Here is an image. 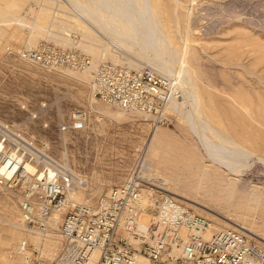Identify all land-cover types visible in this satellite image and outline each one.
<instances>
[{
  "label": "rangeland",
  "instance_id": "rangeland-1",
  "mask_svg": "<svg viewBox=\"0 0 264 264\" xmlns=\"http://www.w3.org/2000/svg\"><path fill=\"white\" fill-rule=\"evenodd\" d=\"M148 3L166 30L171 66L164 81L174 97L169 105L174 112L157 128L94 96L89 68L77 65L81 57L92 64L104 59L150 65L132 52L117 57L88 17L93 11L91 17L123 23L126 15L118 5L135 13L138 0H0V141L35 168L51 164L83 176L81 197L78 191L70 195L75 201L93 205L111 185L135 178L148 193L157 190L186 202L213 229L232 227L264 246V0ZM22 49L47 59L23 58ZM143 51L141 58L148 53ZM77 108L85 112L83 127L61 129ZM193 119L202 124L201 133ZM154 132L166 140L147 153ZM208 141L225 163L245 162L239 164L241 176H228L244 182L243 190L237 184L226 189L230 179L207 158ZM233 150L253 159L246 162ZM158 181L164 190L152 186ZM222 197L236 201L229 205ZM19 218L16 194L0 183V264L19 263L15 245L29 238Z\"/></svg>",
  "mask_w": 264,
  "mask_h": 264
},
{
  "label": "built area",
  "instance_id": "built-area-1",
  "mask_svg": "<svg viewBox=\"0 0 264 264\" xmlns=\"http://www.w3.org/2000/svg\"><path fill=\"white\" fill-rule=\"evenodd\" d=\"M20 54L47 59L32 49ZM77 65L89 68L94 96L136 112L153 127L174 112L164 75L148 64H92L81 57ZM84 118L82 109H73L60 128L79 130ZM0 162V183L16 194L20 227L38 239L18 240L21 264H264L263 245L232 227L213 229L208 217L167 193L155 190L142 201L135 178L111 185L89 205L70 196L85 187L79 173L51 164L27 170L4 146Z\"/></svg>",
  "mask_w": 264,
  "mask_h": 264
},
{
  "label": "bare ground",
  "instance_id": "bare-ground-1",
  "mask_svg": "<svg viewBox=\"0 0 264 264\" xmlns=\"http://www.w3.org/2000/svg\"><path fill=\"white\" fill-rule=\"evenodd\" d=\"M119 4H121V3H119ZM76 6H77L78 9L81 10V7L80 6H82V5H78L76 3ZM87 6H88V4H87ZM142 6H144V8H142ZM82 8H83V6H82ZM94 10H96V9H94ZM118 10H119V13H121V11H122V13L124 14V16L126 15L125 16L126 18L124 19V22L123 23L125 24L127 30L124 28L125 27L124 24L123 23H120L117 19L104 18V17H100V16H98L100 18H98L97 16H96V18L93 17L96 14H94L91 17L90 16V13H93V11L88 12L89 13V16L88 17H89V20H90V24L92 25V27L93 26L98 27L97 29H100L103 32L102 38L103 37L105 38L104 35H106V38L105 39L108 42L107 44H109L110 48L114 51V54L117 57H119V56L122 57V54L124 56V55H128V52H130L129 54H131V52H132V54L133 53L136 54L135 55V58H136V56H138L139 59H143L144 60L143 63L144 62H149L150 65H151V67L153 69L158 70L164 76H168L169 73H170V66H171L170 64L171 63H169V61L167 60V57H166V49H167L166 47H168L167 46L168 45V40H167V37L165 36V33H164V31H166V30L163 31V29L161 27V24H160V21H159L158 14L156 15L152 11L154 9L151 7V5H149L148 0H138V4H137V7H136L137 12H135V13L134 12H131L129 10V8L125 4L118 5ZM81 12H84V11L81 10ZM86 13L84 12L85 15H86ZM119 15H121V14H119ZM130 26H132V28H129L128 29L127 27H130ZM96 27H94V29ZM97 29H95L96 32L99 31V30L97 31ZM132 31H134L135 33L138 34V37H139L140 40L139 39H135L132 36L133 35L132 34ZM113 46H114V48H113ZM144 49H146L147 50L146 52H148V53L146 55H144V57L141 58L138 54L139 53H143L144 52L143 51ZM100 53H101V51H100ZM102 54H103V52H102ZM110 55H113V53L110 54ZM131 57L134 58L132 55L130 56V58ZM138 58H136L135 60H137ZM161 71L164 72L167 75H165ZM172 97L173 96H171V98ZM175 98H177V97H175ZM193 122H194V126H193L194 128L193 129H195L196 132L201 133L202 130H203L202 124L199 123V122H197L196 119H193ZM192 125H193V123H192ZM154 128H157V127H154ZM195 130H193V131H195ZM209 130L211 131V129H209ZM165 140L166 139L163 138L162 134H160L158 132H154L152 134L149 142L147 143V151L146 152L147 153H148V151L151 152V153L155 152L156 149L160 146V144L162 142H165ZM206 143H207V140H206ZM206 143H205V146H207L206 147V152H207L206 153V156H207V158L210 159L213 163H216L219 166H221V168L224 170L223 171V174L225 175L226 179L227 180L230 179L229 180L230 182L229 183H226V184H228V186L226 185V189L229 190V191H231L233 189V186L235 184H237L238 182L236 183L237 180H235L234 178H229L228 179V176H229V174L230 175H232V174L233 175L239 174V175H236V176H241L240 173H242V169H243V168L240 167L241 164L239 163L240 164L239 165L238 163H236L237 161L236 162L234 161V162H230V163L229 162L225 163V161H222L221 160L222 156L220 158V155L217 152H215V150L218 151L217 147H212L211 148V146H213V144H211L212 142H209V144H206ZM210 144H211V146H209ZM2 146L3 145H2V143L0 141V149H1ZM228 149H230V148H228ZM231 149L229 151H231ZM221 150H225L223 152H226L227 151L226 149L223 148V149H220V153L222 152ZM14 152H15L14 150L10 151V155L11 156H14L17 160H20L21 162H23V165L26 167L27 170H30L31 171V170L34 169V166H32L29 162H26L24 159L21 158V156L19 154L14 153ZM236 153H238V152H235L234 155ZM238 154L243 155L241 153H238ZM238 154L236 156H238ZM244 156L247 157V155H243V158H244ZM246 157L244 158V160L246 162H248V161L250 162V160L253 159V158L249 159V157H248V159H247L248 161H247L246 160ZM244 163H242L241 166L245 165ZM255 164H257V163H255ZM0 165H1V162H0ZM246 165H247V163H246ZM253 168L254 167H252L250 169H253ZM0 171H1V166H0ZM251 172H252V170H251ZM254 172L257 174L258 171L257 172L254 171ZM246 173H249V172H246ZM258 174H259V172H258ZM203 175H204L203 177L207 176V178H208L209 173H208L207 169H205V172L203 173ZM238 180H239V178H238ZM245 181H247V180H245ZM149 184H151V183L149 182ZM245 185L246 184L244 182H242V183L237 184V187L240 190L241 189L243 190L244 187H245ZM152 186L157 187L159 189H163V190L166 187V185L163 182H161V181L160 182L158 181L157 184H152ZM152 189H153V187H152ZM257 189H258V187H257ZM82 190L83 189H78V190L72 192L71 195H73L75 192L78 191V193H76V196H79L82 193ZM141 190H142V192H141L142 193L141 200L142 201H145V194L148 193V190L147 189H144L143 187L141 188ZM79 197H81V196H79ZM85 198H86V195H85ZM228 199H227V197H222V200L227 201V202L229 201L228 202L229 205L234 204L235 201H236V198H234L233 200H228ZM257 199H258L257 198V195L256 196H253L252 203H255L257 201ZM140 219L141 220H145L146 219V215L145 214H142L141 217H140ZM29 239L34 244H36L38 242V239H37V236L36 235L29 234ZM20 257L21 256L15 254V258L18 259L19 263L14 262L12 260V263L11 264H21L22 257L21 258ZM15 258H13V259H15Z\"/></svg>",
  "mask_w": 264,
  "mask_h": 264
}]
</instances>
